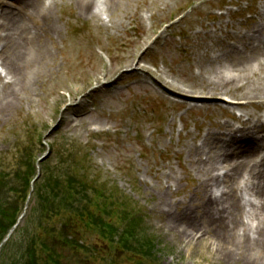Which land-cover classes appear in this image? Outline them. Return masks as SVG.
Segmentation results:
<instances>
[{
	"label": "rangeland",
	"instance_id": "1",
	"mask_svg": "<svg viewBox=\"0 0 264 264\" xmlns=\"http://www.w3.org/2000/svg\"><path fill=\"white\" fill-rule=\"evenodd\" d=\"M24 1L0 0V36L4 38L10 27L21 26L29 42L45 47L49 57L24 87L12 74L8 87L0 86V205L14 204L27 176L34 177L32 160L49 153L42 161L41 175L51 182L78 179L103 213L96 220L99 226L92 228L87 220L69 213L70 206L81 207L83 202L72 200L60 182L56 188H47L46 180L28 219L21 221L19 231L0 250V264L23 263L22 253L35 232L46 238L60 264H250L236 253L223 260L206 244L209 233L204 226H213L219 214H227V200L231 201L233 192L245 205L244 220L253 223L252 216L248 219V203L254 201L252 178L244 162L256 159L255 155L205 149L202 160H194L190 147L200 143L199 135L215 114L191 111L187 104L168 106L157 97L161 92L157 85L143 78L172 79L170 72L162 70V57L175 48L172 41L186 40L189 17L211 28L220 15L224 29L239 22L248 26L263 11L259 0H162L154 7L167 6L171 14L156 26L149 20L151 0H115L110 16L104 11L105 0H87L94 17L80 13L78 0H43L47 5L43 10ZM204 5L205 11L195 14ZM134 14L138 20L131 21ZM143 28L154 32L134 44ZM130 52H134L133 66L125 61ZM177 54L186 58L180 48ZM6 58L0 56L2 75ZM139 83H146L144 90ZM221 100L215 97L209 102ZM225 103L231 106L232 115L223 113V117L234 127H241L236 116L244 114L247 119L248 113L261 112L254 105L248 110L234 108L243 103L232 98ZM237 141L243 146L251 142L248 138ZM211 151H217L220 158ZM236 159L243 161L237 163L234 190L225 187L223 207L214 208L212 216L203 209L197 182L207 163L215 161L214 172L223 173L220 167ZM221 188L215 193L220 194ZM169 218L178 230L197 223L191 229L195 239H179L180 234L167 227ZM28 261L36 264L35 251Z\"/></svg>",
	"mask_w": 264,
	"mask_h": 264
},
{
	"label": "bare ground",
	"instance_id": "2",
	"mask_svg": "<svg viewBox=\"0 0 264 264\" xmlns=\"http://www.w3.org/2000/svg\"><path fill=\"white\" fill-rule=\"evenodd\" d=\"M51 1L55 2V0ZM78 1L81 14L95 16L87 0ZM159 2L162 0L150 1L153 7L149 8V20L155 26L168 21L171 14L167 6L162 9L154 7ZM258 2L263 7V11L259 10L248 26L239 22L241 24L237 26L227 24L224 29L220 22L222 19V15H220L219 22L211 28L196 17H189L186 22L188 27L186 40L184 42L183 40L172 41L171 44H174L175 48L165 51L166 58L162 57V70L166 73L170 72L169 77L172 79L166 81L161 76L143 78V81L148 78L157 85L161 90L157 97L165 101L168 106L178 107L179 104H187L191 111L215 114L210 125L199 135L200 143L190 147L194 160H202L205 149L217 150L221 148L220 151H223V154H227V150H230L235 153L240 152V155L243 156L255 155L256 159L244 162L252 178L251 189L254 201L250 199L248 203L251 209L248 219L252 216L253 223L244 220L245 205L242 198L233 192L231 201L227 198L229 204L227 214L225 216L219 214L215 218L213 226H204L208 228L206 232L209 233L204 238L206 244L215 253H219L223 260L231 259L236 253L250 264H264V146L261 148L264 145V113L262 112L264 111V100H262L264 99V15H261L264 13V0ZM24 3L31 7L35 6L37 10L47 8L43 0H25ZM113 5H115V0H105L104 11L108 16H110ZM205 9V5L200 6L195 10V14L205 11ZM137 12L139 11L137 10ZM227 12L228 10L225 11V13ZM130 19L131 21L138 20L137 14L132 15ZM14 20L20 21L17 16L14 17ZM196 25L199 26L197 30L194 29ZM153 32V30L143 28L134 44L148 39ZM3 37L0 36V41L3 42L2 44L0 42V56L5 55L7 58L3 59L6 73L2 75L0 72V86L7 88L8 75L12 74L11 76L15 75L19 78L20 86L24 87L29 82L30 76L49 57L48 50L40 45H32L21 26L10 27L5 31ZM179 48L186 54L185 59L177 56ZM7 49L9 50L7 51ZM166 59L167 64L164 63ZM184 60L188 62H182ZM125 61L129 66H133L134 52H130ZM194 68H196L195 71ZM27 69L29 70L26 72ZM162 70L159 71L162 73ZM139 84L142 86L138 87L144 90L146 83ZM11 92L15 94L13 89ZM215 97H220L223 101L210 103L209 101ZM228 97L233 101L243 103L240 106H233L234 108L241 107L248 110L250 106L254 105L262 113L246 112L248 113L247 119L243 118L244 114H240L235 117V120L240 123L241 127H234L223 117V113L232 115L231 106L225 103L226 100H229ZM0 109L3 111L2 106ZM72 111H76V108H73ZM85 127L89 129L88 125ZM213 128L222 130V133L218 135ZM259 134L261 135L255 136ZM221 137L224 139L228 137V139L224 141L221 140ZM245 138L251 142L243 146L241 142L237 141ZM257 141H263V143ZM210 153L216 159L220 158L217 151ZM241 161L243 160L236 159L233 161L234 165L226 163L228 166H221L220 168L225 169L223 173L214 172L217 169L215 161L206 164L205 170L197 182L198 197L205 212L212 214L214 208L223 207L222 203L226 196L225 187L229 186L234 190L236 171L239 169L237 163ZM220 187H222L220 194H216L215 191ZM166 224L168 228L175 229L180 234L179 239L182 241L188 236L191 241L196 237V233H193L192 230L193 227H197V223L191 222L192 230L186 226V228L178 230L172 218L167 219ZM196 239L204 242L202 238L197 237Z\"/></svg>",
	"mask_w": 264,
	"mask_h": 264
},
{
	"label": "trees",
	"instance_id": "3",
	"mask_svg": "<svg viewBox=\"0 0 264 264\" xmlns=\"http://www.w3.org/2000/svg\"><path fill=\"white\" fill-rule=\"evenodd\" d=\"M32 162H33L32 166L35 171L34 161L32 160ZM29 176L30 175L27 176L28 178L25 182V187L21 192V195L16 198L14 204H12V206L10 207H4L3 205H0V241L5 237L9 229L14 225L18 216L22 212L27 195L30 192V182L33 179V177H29ZM47 179H48L47 177L42 176L34 181L33 190L31 192L32 204L34 199L38 198V193H37L38 189L45 183ZM56 180L54 181L52 180V182L50 180H47V182L45 183L46 187L48 186L47 188H50L49 185H52L54 188H56L60 182L61 187L65 188L64 192L68 194L72 200H74L75 202H83L81 207L70 206L71 211L69 213L71 214L74 213L75 216L79 218V220L81 221L87 220V224L90 223L92 228L95 227V225L96 227L99 226L96 220L97 218H100L101 214L103 213V210L101 207H99V202L92 203V201L88 197V195L90 196V193L88 191L87 193H84V189L82 188V184L80 183V181L78 179H75L74 177H72L71 183H69V179L67 183H64V181L60 179H56ZM0 181H1V177H0ZM14 193H15L14 190L10 191L11 195H13ZM54 197H56L55 194L52 195V198ZM63 204L64 206H67L65 205L66 203ZM29 208L31 212L32 206H29ZM95 210H96V214L94 213ZM46 212H50V209H46ZM28 217L29 214L28 216L25 217V222L28 219ZM17 229L18 230L16 231H19V228ZM29 243L30 244H28L27 248L25 249V253H22V255H24L25 257V261H23V263L21 264H32L28 261L30 259L31 251L36 252V264H60V261L55 258L54 252H51V249L48 246V242L46 241L45 237L35 232L32 235V238L29 240ZM38 260L40 261V263H38Z\"/></svg>",
	"mask_w": 264,
	"mask_h": 264
}]
</instances>
